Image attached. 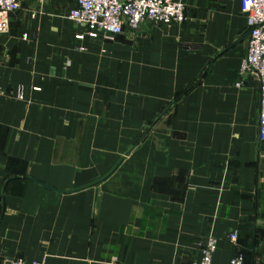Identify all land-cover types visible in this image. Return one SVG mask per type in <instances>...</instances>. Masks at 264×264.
<instances>
[{"label":"crops","instance_id":"obj_1","mask_svg":"<svg viewBox=\"0 0 264 264\" xmlns=\"http://www.w3.org/2000/svg\"><path fill=\"white\" fill-rule=\"evenodd\" d=\"M76 35V0H19L0 35V264H264L260 87L241 0ZM237 231L235 243L228 234Z\"/></svg>","mask_w":264,"mask_h":264},{"label":"built area","instance_id":"obj_2","mask_svg":"<svg viewBox=\"0 0 264 264\" xmlns=\"http://www.w3.org/2000/svg\"><path fill=\"white\" fill-rule=\"evenodd\" d=\"M18 9L19 0H0V35L8 31L11 14ZM241 11L246 16L250 34L237 86L243 84L248 74L253 75L259 83V135L264 146V0H241ZM67 17L74 24L86 29L85 33L76 35L77 39H83L85 35L98 38L99 34H103L107 40H113L126 30L135 31L144 21L168 26L181 24L186 20L185 3L182 0H76ZM237 237V231L227 236L231 243H235ZM216 249L217 240L210 238L203 249V256L193 264H218L213 260ZM5 264L45 263L19 257ZM228 264H245L243 255L235 254Z\"/></svg>","mask_w":264,"mask_h":264},{"label":"water","instance_id":"obj_3","mask_svg":"<svg viewBox=\"0 0 264 264\" xmlns=\"http://www.w3.org/2000/svg\"><path fill=\"white\" fill-rule=\"evenodd\" d=\"M249 34H250V31H248V32H247V35H246V36L248 37V36H249Z\"/></svg>","mask_w":264,"mask_h":264}]
</instances>
